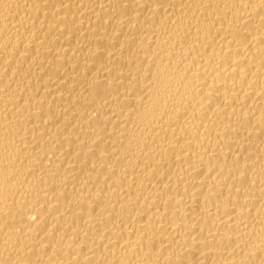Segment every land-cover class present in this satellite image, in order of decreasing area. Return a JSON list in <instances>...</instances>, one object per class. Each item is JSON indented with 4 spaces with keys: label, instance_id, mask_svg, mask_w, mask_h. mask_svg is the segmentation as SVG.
<instances>
[{
    "label": "bare ground",
    "instance_id": "obj_1",
    "mask_svg": "<svg viewBox=\"0 0 264 264\" xmlns=\"http://www.w3.org/2000/svg\"><path fill=\"white\" fill-rule=\"evenodd\" d=\"M0 264H264V0H0Z\"/></svg>",
    "mask_w": 264,
    "mask_h": 264
}]
</instances>
